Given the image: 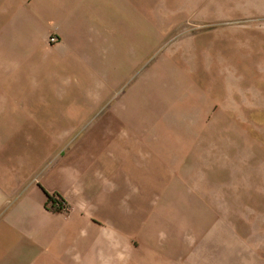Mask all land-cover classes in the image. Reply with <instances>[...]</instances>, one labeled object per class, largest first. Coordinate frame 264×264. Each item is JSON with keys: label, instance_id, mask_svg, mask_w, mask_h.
I'll use <instances>...</instances> for the list:
<instances>
[{"label": "crops", "instance_id": "0c3cea01", "mask_svg": "<svg viewBox=\"0 0 264 264\" xmlns=\"http://www.w3.org/2000/svg\"><path fill=\"white\" fill-rule=\"evenodd\" d=\"M47 1L0 0V63L26 62L34 72L39 108H52L51 119H37L41 132L46 124L85 128L47 168L26 144L28 133L0 134V264H51L60 253H124L123 240L108 243L139 234L136 210L152 200L140 194V185L172 184L166 174L182 168L179 156L165 155L173 151V136L146 128L171 121L142 116L148 108H188L186 83L166 80L164 65L180 71L186 55L204 60V46L219 41L212 34L205 42L202 31L238 19H259L264 62V0H52L51 23L25 17L30 6ZM65 74L96 82L77 90L57 80ZM73 96L78 103L59 106ZM9 118L25 123L2 115L0 124ZM14 137L24 144L14 145ZM147 173L154 181H142ZM46 194L60 197L68 213L52 211Z\"/></svg>", "mask_w": 264, "mask_h": 264}, {"label": "rangeland", "instance_id": "374dc122", "mask_svg": "<svg viewBox=\"0 0 264 264\" xmlns=\"http://www.w3.org/2000/svg\"><path fill=\"white\" fill-rule=\"evenodd\" d=\"M52 6V0L30 6L25 17L51 23ZM219 25L215 31H202L205 42L212 41V34L219 41L204 46V60L186 55L180 62L182 71L164 65L166 80L186 83L182 87L188 91V108L142 110L143 117L172 123L146 128L151 134L173 136V151L165 155L179 156L183 163L179 171L166 175L178 183L140 185V194L152 200L147 209L136 210L139 234L108 243L120 246L123 240L124 253H60L51 264H264V62L259 19L222 20ZM51 38L57 42L54 37L49 42ZM0 64V116L25 118L22 125L10 118L1 123L0 134L9 135L13 128L19 136L28 133L26 144L35 157H44L47 168L85 126L46 124L41 132L37 119H51L52 108H39L44 104L36 93L37 78L29 76L34 72L22 61ZM59 79L77 90L96 82L71 74ZM76 103L73 96L60 100L59 106ZM13 144L24 143L14 137ZM142 181H154V174L142 175ZM59 212L68 213V206L64 203Z\"/></svg>", "mask_w": 264, "mask_h": 264}, {"label": "trees", "instance_id": "16d2710c", "mask_svg": "<svg viewBox=\"0 0 264 264\" xmlns=\"http://www.w3.org/2000/svg\"><path fill=\"white\" fill-rule=\"evenodd\" d=\"M47 196V205H50V209L55 212H59L61 206L64 204V201L57 195H48Z\"/></svg>", "mask_w": 264, "mask_h": 264}, {"label": "built area", "instance_id": "2783aa9c", "mask_svg": "<svg viewBox=\"0 0 264 264\" xmlns=\"http://www.w3.org/2000/svg\"><path fill=\"white\" fill-rule=\"evenodd\" d=\"M50 42H55V40L53 38L50 39ZM62 210H65L64 207H62Z\"/></svg>", "mask_w": 264, "mask_h": 264}]
</instances>
